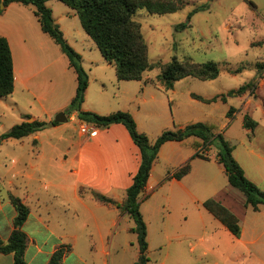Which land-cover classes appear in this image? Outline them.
<instances>
[{"label": "rangeland", "instance_id": "obj_1", "mask_svg": "<svg viewBox=\"0 0 264 264\" xmlns=\"http://www.w3.org/2000/svg\"><path fill=\"white\" fill-rule=\"evenodd\" d=\"M184 1L183 8L175 12L154 13L140 8L132 16L141 24V32L148 45L149 61L153 64L152 69L142 74L145 80L141 82V89H138V82L117 78L115 62L102 56L84 30L75 9L60 0H48L46 4L63 26L69 44L81 56L84 54L82 64L89 76V90L82 103L83 107L104 112L99 114H109L139 105L140 112L136 114L139 124L147 128L146 134L151 139L166 129L180 125L197 121L208 123L216 133L223 132L234 146L233 155L246 176L264 190V0ZM2 4L4 11L6 7ZM17 7L8 9L0 16V21H6L7 27H14L15 21H25L35 41L27 45L34 54L32 59L35 67L32 70L27 65V57L21 56L20 62L25 67V73L32 75L30 87L29 90L21 84L15 87L13 96L19 106L17 111L13 110V116L7 112L4 120L19 123L22 113L27 111L39 119L48 116L47 113L55 118L60 111L66 112L70 104L69 101L64 108L63 100L68 94V87L67 83L62 84L63 65L60 61L53 63V60H57L60 48L47 36L50 40L45 45L47 53L40 55L39 48L35 47V31L39 23L32 12L34 6ZM195 8L199 10L192 15L190 26L176 30V24L186 21L188 13ZM173 57L179 60L191 58L196 62L214 60L218 63L219 75L208 80L194 75L186 76L175 81L173 88L166 89L159 74L162 66ZM49 63L50 67L44 69L43 66ZM237 68L240 70L234 72ZM98 76L103 78V84L96 80ZM248 82H254L255 86L250 85L242 94L231 92ZM194 94L205 98L218 95V98L214 102H205L194 98ZM221 95L226 96L225 102L221 100ZM230 106L236 108L232 117L227 116ZM246 114L257 122L253 129L244 127ZM83 121L79 117L75 120L69 117L65 124H44L38 132L39 138L34 141L29 136L28 141L25 137L24 143L20 142L21 146L0 147V176L6 184L11 185L12 192L17 196L22 198L26 193H33V196H38L46 203L52 211V226L60 232L63 220L59 213L62 201L69 195L65 187L70 181L67 173L69 157L65 160L64 153H67L68 148L72 149L71 139H77L79 133L83 135L79 130ZM198 139L200 141L197 143L185 142L179 150L166 148L167 158H159L152 175L153 182L162 178V186L150 194L144 190L146 192L140 195V210L148 227L149 264H159V260L164 257L167 247L164 232L181 228L203 237V240L196 237L198 243L192 240L197 245L194 254H189L196 255L205 251L204 264H264V204H260L256 211L246 206L244 194L230 186L227 174L219 162L214 158L192 160L191 157L193 172L184 182H177L172 187L171 175L181 166L182 159L191 150L202 148L201 138ZM205 152L210 157L215 156L218 148L211 144ZM192 184L209 185L206 188L208 198L220 194L219 199L239 218L242 227L240 237L234 236L202 203L191 197L187 200L184 189ZM91 189L80 186L79 191L91 195ZM88 208V212L95 211ZM131 224V217L124 218L114 236L116 264L137 260L139 246L136 234L126 228ZM40 238L47 240L48 248L58 241L50 234H41ZM175 243L173 241L168 246L170 254L165 264H169L174 255ZM185 244H188L187 241ZM160 246L163 248L160 249Z\"/></svg>", "mask_w": 264, "mask_h": 264}, {"label": "trees", "instance_id": "obj_2", "mask_svg": "<svg viewBox=\"0 0 264 264\" xmlns=\"http://www.w3.org/2000/svg\"><path fill=\"white\" fill-rule=\"evenodd\" d=\"M48 0H0V14L3 12L1 3L4 6L12 2L24 5H33L34 14L40 22L41 29L47 33L52 40L59 45L61 51L68 57L70 66L77 74V87L74 97L71 99L66 112L77 111L81 120L92 122L98 127H108L114 123H122L127 128L130 136L141 151V162L133 183L126 190V197L123 202L117 203L113 198L91 189V195L105 203L115 204L123 212H127L134 220L131 231L137 235L139 245V256L133 264H146L149 260L147 256L148 240L147 225L140 210V195L144 192L154 161L159 155L161 146L170 140L181 141L190 136L201 138L202 148L194 153L195 156L209 158L205 152L207 146L216 145L218 152L217 160L223 165L229 183L239 189L245 196V205L251 206L254 210L259 209L260 204H264V190L254 181L249 179L239 161L233 155L234 146L227 140L223 132L216 133L208 123L197 121L177 126L174 129H166L159 134L154 141L148 135L140 131L133 115L126 110H117L109 114H99L94 111L83 110L81 108L85 99L86 89L89 83V76L82 64V56L67 41L60 25L56 22L52 9L47 6ZM71 8L75 9L80 17L81 24L86 33L96 43L102 56L116 64V75L119 80L142 79L144 71L153 68L149 61L148 45L141 32V24L135 21L132 16L140 8H146L154 13L175 12L183 8L184 0H60ZM199 8H195L188 13L187 20L176 24L175 29L181 30L190 26L192 15ZM260 64V66H262ZM237 68L234 72L239 71ZM218 63L214 60L196 62L191 58L179 60L177 57L162 66L159 77L164 82L166 89H171L175 81L186 76H198L201 79H215L219 75ZM14 64L8 39L0 35V98L8 96L14 91ZM255 83L248 82L237 90V94L244 93L249 86ZM194 98L214 102L218 95L205 98L194 94ZM222 101H226V96H220ZM235 107L230 106L227 116L232 117ZM30 115H26L29 118ZM45 122L33 119L23 120L14 124L8 131L0 135V141L9 137L22 138L41 130ZM257 122L245 115L244 127L253 129ZM191 168L190 160H187L171 177L180 178ZM9 199L17 210L14 218V229L8 241L0 239V251L3 253H13L14 264H28L24 257L27 235L22 229L23 223L27 219L30 209L21 197L9 193ZM203 206L217 217L227 229L236 237L242 234V227L237 215L223 202L210 197L203 201ZM69 245H60L51 255L48 264H60L63 256L70 251Z\"/></svg>", "mask_w": 264, "mask_h": 264}, {"label": "crops", "instance_id": "obj_3", "mask_svg": "<svg viewBox=\"0 0 264 264\" xmlns=\"http://www.w3.org/2000/svg\"><path fill=\"white\" fill-rule=\"evenodd\" d=\"M16 6L21 7L26 5L18 2H12L7 6H4L6 8L0 14V16L3 15L8 9L13 7L16 8ZM34 8L35 7L32 9L33 14ZM55 20L60 25L61 29L64 30L59 21L57 19ZM38 23L39 28L36 26L35 31V36L37 38L35 47L39 48L38 52L40 55H45V53H47L45 50V45L48 43V41L50 42L47 37L49 35L41 29L39 21ZM5 24L6 21H0V35L5 36L10 44L14 64L15 82L14 91L8 96L0 98V135L8 131L14 124L17 123H9L4 120L7 112L13 116V110L17 111L18 109L19 103L13 96L15 87L19 84L26 87L27 90H29L30 87L29 85L32 75L25 73V67H23L20 62L21 56L27 57V65L29 67L31 66L32 70H34L35 67V65L33 66L34 60L32 59L34 54H32L30 50L31 47H27V45H30V41H35L27 29L25 21H15L14 27H7ZM43 44L44 47L42 48ZM58 52L57 60H53V63L60 61L63 65L61 70L62 84L67 83L68 87V94L64 98L65 101L63 100V105L65 108L76 93L77 74L70 66L68 57L61 51V49L58 50ZM82 58L84 59V54L82 55ZM50 65L51 63H49L47 66H43V68L45 69L50 67ZM96 80L103 84L102 77L98 76L96 77ZM142 80L145 79H133L131 81L138 82V89H141ZM136 89L137 88H135V90ZM88 90L89 86L86 89V98L88 96ZM82 109H92L94 112L96 111L97 113H104L96 108H87L82 106ZM124 109L129 111L134 116L138 129L144 133H148L147 128L140 126L139 119L136 115L140 112V106L136 105L133 109L125 107ZM25 115L30 116L29 118H26ZM47 115L48 116L45 118L39 119L37 118L38 116H35L31 112L27 111L22 113L21 121L26 119H39L46 122L54 119L52 115L48 113ZM67 117L68 119L69 117H74L72 120H75V118L78 117V113L77 111H73L70 115H67ZM97 129V134L92 137L85 138L79 133V137H77V139L70 140L72 149L68 148L67 153H64L65 160L67 157H69V169H67V173L70 177V181L66 183L65 187V189L69 190V195L66 196V198L62 201V209L59 213L63 220L61 222L62 232L53 228L50 220L52 211L46 203H43V201L38 196H33V193H26L22 196V201L26 203L30 209L29 215L22 226V229L27 235L24 257L28 264H48L51 255L60 245H69L71 247L70 251H68L63 256L60 264H116L114 258V236L124 218L130 217V215L127 212H123L115 204H105L94 197H91L90 194H81L79 189L80 186L90 187L113 198L117 203L123 202L126 197V190L133 183V177L139 168L141 162V151L133 141L124 124L114 123L108 127L97 126ZM38 132L39 131L22 138L9 137L3 139L0 141V147H4L5 145H11L15 147L21 146L20 142L24 143L25 137L28 141L29 136H31L34 141V139L39 138ZM191 137L193 139L189 140ZM155 139L150 138L151 141H154ZM190 141L197 143L200 141V139H198L196 136H190L181 141H167L161 146L159 155L153 163L146 185L145 190L149 194L155 192L159 187L162 186V178L153 182L152 175L153 169L159 158L162 156L167 158L165 155V149L176 148L179 150L182 149V144ZM197 150H191L187 156L182 159L180 165H183L189 159L191 168L182 177H173L171 180L172 187L177 182H184L185 178L193 172V166L191 163L192 160L206 159L202 157L199 158V156L194 157L193 155ZM191 157L192 160L190 159ZM212 158L219 162L216 158V155L211 157L209 156L208 159ZM230 186L232 185L230 184ZM206 188L208 189L209 185L192 184L190 187L185 188L184 192L188 196L187 200L189 197H191L193 200L196 199L198 202L203 203V201L208 198V192ZM9 193H13L11 185L6 184L4 179L0 176V239L3 241H8L11 232L14 229V218L17 215V210L9 199ZM219 196L220 194L215 196L213 195L211 197L220 200L219 198L221 196ZM88 207L95 209V211H86V209H89ZM133 225L134 220L133 224L128 225L126 228L130 230ZM164 233L165 239L167 240V247L165 248L166 250L164 252V257L159 260V264L166 263V259L170 254V248H168V246L172 245L173 241L176 242L174 244V255H172L171 260H169V264H204L203 259L206 253L205 251L196 255L189 254H194L195 247L198 243L196 237H198L199 240H203L202 236H197L196 233L187 231L185 228L174 229L171 232L165 231ZM41 234H47L48 236L50 234L55 236L58 241L48 248L46 247L47 240H41ZM192 240L197 241V243L194 244ZM186 241L188 243L187 245L185 244ZM162 248L163 247L160 246V249ZM193 256L196 258L194 259ZM134 261H131L127 264H133ZM0 264H14L13 253H3L0 251ZM146 264H149V261ZM213 264H220V262H214Z\"/></svg>", "mask_w": 264, "mask_h": 264}, {"label": "built area", "instance_id": "obj_4", "mask_svg": "<svg viewBox=\"0 0 264 264\" xmlns=\"http://www.w3.org/2000/svg\"><path fill=\"white\" fill-rule=\"evenodd\" d=\"M74 119V117H72ZM85 122L83 121L79 125V130L83 135H86L87 137L95 136L98 132L97 125L94 123ZM92 124V125H91Z\"/></svg>", "mask_w": 264, "mask_h": 264}, {"label": "water", "instance_id": "obj_5", "mask_svg": "<svg viewBox=\"0 0 264 264\" xmlns=\"http://www.w3.org/2000/svg\"><path fill=\"white\" fill-rule=\"evenodd\" d=\"M2 6L4 7V5L2 4ZM68 120L67 114L65 111H60L59 113H57V115L55 116V118L49 122L45 123V126H52L55 124V122H65Z\"/></svg>", "mask_w": 264, "mask_h": 264}]
</instances>
